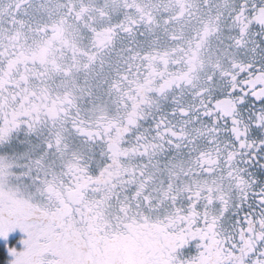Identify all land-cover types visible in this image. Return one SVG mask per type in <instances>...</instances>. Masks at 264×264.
Returning <instances> with one entry per match:
<instances>
[{
	"label": "snow or ice",
	"instance_id": "snow-or-ice-1",
	"mask_svg": "<svg viewBox=\"0 0 264 264\" xmlns=\"http://www.w3.org/2000/svg\"><path fill=\"white\" fill-rule=\"evenodd\" d=\"M7 264H264V0H0Z\"/></svg>",
	"mask_w": 264,
	"mask_h": 264
},
{
	"label": "rangeland",
	"instance_id": "rangeland-1",
	"mask_svg": "<svg viewBox=\"0 0 264 264\" xmlns=\"http://www.w3.org/2000/svg\"><path fill=\"white\" fill-rule=\"evenodd\" d=\"M25 235L26 234L22 233L19 229H16L12 233L9 234L7 241L0 238V242L4 245V248L6 251V259H5L4 264H7V262L11 259L8 253V247H16L17 249L22 248L23 245L21 241L23 238H25Z\"/></svg>",
	"mask_w": 264,
	"mask_h": 264
},
{
	"label": "trees",
	"instance_id": "trees-1",
	"mask_svg": "<svg viewBox=\"0 0 264 264\" xmlns=\"http://www.w3.org/2000/svg\"><path fill=\"white\" fill-rule=\"evenodd\" d=\"M6 259V251L4 245L0 242V264H4Z\"/></svg>",
	"mask_w": 264,
	"mask_h": 264
}]
</instances>
